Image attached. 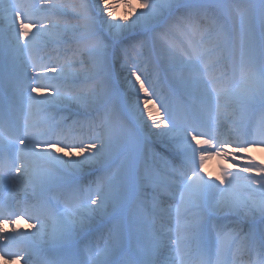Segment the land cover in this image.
I'll use <instances>...</instances> for the list:
<instances>
[{"label":"snow or ice","instance_id":"snow-or-ice-1","mask_svg":"<svg viewBox=\"0 0 264 264\" xmlns=\"http://www.w3.org/2000/svg\"><path fill=\"white\" fill-rule=\"evenodd\" d=\"M128 7L0 0V260L264 264V0Z\"/></svg>","mask_w":264,"mask_h":264},{"label":"bare ground","instance_id":"bare-ground-1","mask_svg":"<svg viewBox=\"0 0 264 264\" xmlns=\"http://www.w3.org/2000/svg\"><path fill=\"white\" fill-rule=\"evenodd\" d=\"M73 3H79L80 0H72ZM85 2H88V3H92L93 0H85ZM129 2L131 3V5L135 6V8L137 10H140V3H142V0H108V3L109 4H112L114 5V12H115V17L116 18H120V17H123L125 16L126 14L130 13L132 11V9L130 7H128V4ZM101 7H103V5H101ZM106 14V13H105ZM68 19H71V17H68ZM54 45H49L47 48H44V49H41L39 55L42 56L44 51H48L49 54L52 53V49H53ZM48 54V55H49ZM137 58V56H136ZM123 59L121 60V63H123ZM150 68V66H148ZM127 73L125 72L124 75H126ZM47 94V93H46ZM75 107V106H74ZM82 109V108H81ZM76 109H74L75 111ZM84 110L82 109V112ZM53 115H55L56 119L57 117H60L61 116H66L67 114L66 113H63V112H60V113H57V112H52ZM40 117L38 116L37 119H39ZM69 121V120H68ZM252 155L256 156L257 159H260L262 156H264V152L260 151V150H253L252 151ZM264 162V161H262ZM231 163L230 160H225L223 157H213L212 159L208 160L205 164V168H204V171L209 175V178L210 179H214L217 175H223V167H227L228 164ZM7 193V192H6ZM147 193L148 195L144 196V194ZM18 194L17 196L20 197L22 196L23 194L22 193H16ZM15 194V195H16ZM153 190L150 186L148 185H145L144 189L142 190L141 192V198H151V196L153 195ZM34 223V221H29L27 219V217L23 218L20 220L19 222V225H20V228L26 230V231H31V227L30 225ZM39 225H37L38 227ZM95 239H100L98 240V243L102 244V238L100 236H96ZM240 257L237 258V264L239 262V264H252V261H248V258H250L251 256H245V255H239ZM245 256V257H243ZM133 254L130 253V252H124L123 254H121L119 257H118V260L119 261H124V260H129V261H132L134 258H133ZM0 264H5V261L4 260H0ZM12 264H24L23 260H17V261H13Z\"/></svg>","mask_w":264,"mask_h":264},{"label":"rangeland","instance_id":"rangeland-1","mask_svg":"<svg viewBox=\"0 0 264 264\" xmlns=\"http://www.w3.org/2000/svg\"><path fill=\"white\" fill-rule=\"evenodd\" d=\"M47 51V50H46ZM46 51H44L45 52V54L47 53ZM133 54V53H132ZM131 54V56H132V59L134 58V56Z\"/></svg>","mask_w":264,"mask_h":264}]
</instances>
